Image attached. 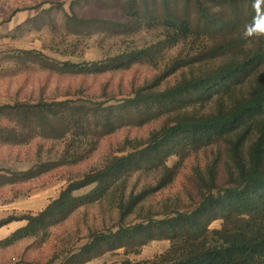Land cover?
Wrapping results in <instances>:
<instances>
[{
  "label": "trees",
  "instance_id": "trees-1",
  "mask_svg": "<svg viewBox=\"0 0 264 264\" xmlns=\"http://www.w3.org/2000/svg\"><path fill=\"white\" fill-rule=\"evenodd\" d=\"M83 1L119 9L123 22L102 20L119 33L158 30L160 40L101 61L57 64L64 73L98 75L154 64L181 44L189 51L123 98L0 105V142L20 146L40 139L54 145L43 161L41 143L40 163L30 169L0 174V187L75 165L121 127H141L164 117L166 121L145 142L70 180L41 211L0 220V228L25 222L0 240V250L47 235L82 207L107 202L117 211L115 226L92 232L78 249L56 253L45 263L10 264H86L120 249L139 255L156 240H168L169 248L153 259L125 264H264V37L243 36L253 23L264 28V0ZM66 16L67 25L95 22L77 13ZM179 71L180 79L165 85ZM214 146L217 154L195 175L198 200L192 206H147L153 195L175 181L182 161ZM173 157L180 161L169 166ZM137 173H156L157 184L131 189L129 182ZM218 220L222 227L213 229Z\"/></svg>",
  "mask_w": 264,
  "mask_h": 264
},
{
  "label": "rangeland",
  "instance_id": "rangeland-1",
  "mask_svg": "<svg viewBox=\"0 0 264 264\" xmlns=\"http://www.w3.org/2000/svg\"><path fill=\"white\" fill-rule=\"evenodd\" d=\"M74 13L95 22L89 23L87 27L67 25L66 14L73 16ZM102 20L123 22L124 15L119 9L92 6L83 0H0V105L89 98L94 102H107L113 98H123L132 89L163 74L171 60L179 55L185 56L184 53L189 51L188 47L181 44L167 50L154 64L139 63L130 69L98 75L62 72L57 64L66 61L78 64L101 61L160 40L161 32L158 30L121 34L116 31L118 28L115 30ZM181 74L182 71H179L171 76L165 85L177 82ZM165 121L164 117L141 127H121L103 137L98 148L75 165L62 166L36 178L0 187V220L41 211L70 180L101 167L111 156L121 155L123 151L128 152L138 143L145 142ZM41 143L45 144L42 153L44 161L48 158L47 150H52L54 146L53 142L37 139L29 145L20 146L0 142V169L9 170V173L0 171V174L11 176L40 163L37 150ZM217 152V146L209 147L182 161L175 181L153 195L147 206H154L155 210H160L165 204L183 210L192 206L198 200V188L195 185L197 170L203 169ZM179 161L173 157L168 164L175 166ZM157 179L156 173H137L129 185L138 191L145 185H156ZM224 180L222 174L221 181ZM117 223V211L107 202L82 207L65 222L51 227L47 235L25 239L0 250V264L19 260L45 263L56 253L63 255L78 249L92 232L109 229ZM24 224L23 221H14L1 227L0 239ZM222 225L223 222L218 220L212 224V228H221ZM169 246L168 240H156L145 246L139 255H126L125 249H120L86 264L145 261L165 252Z\"/></svg>",
  "mask_w": 264,
  "mask_h": 264
},
{
  "label": "clouds",
  "instance_id": "clouds-1",
  "mask_svg": "<svg viewBox=\"0 0 264 264\" xmlns=\"http://www.w3.org/2000/svg\"><path fill=\"white\" fill-rule=\"evenodd\" d=\"M243 36L245 39H251L253 37H264V28H261L260 26L253 23L252 25H248L245 27Z\"/></svg>",
  "mask_w": 264,
  "mask_h": 264
},
{
  "label": "crops",
  "instance_id": "crops-1",
  "mask_svg": "<svg viewBox=\"0 0 264 264\" xmlns=\"http://www.w3.org/2000/svg\"><path fill=\"white\" fill-rule=\"evenodd\" d=\"M6 237V236H5ZM3 239V238H2ZM1 240V239H0Z\"/></svg>",
  "mask_w": 264,
  "mask_h": 264
}]
</instances>
